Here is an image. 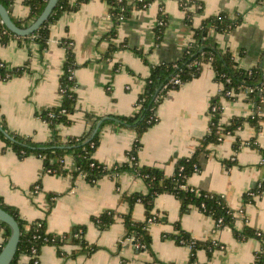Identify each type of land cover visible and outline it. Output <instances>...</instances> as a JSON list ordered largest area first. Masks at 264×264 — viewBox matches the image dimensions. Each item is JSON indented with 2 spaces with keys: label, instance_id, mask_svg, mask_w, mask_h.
I'll use <instances>...</instances> for the list:
<instances>
[{
  "label": "crops",
  "instance_id": "crops-1",
  "mask_svg": "<svg viewBox=\"0 0 264 264\" xmlns=\"http://www.w3.org/2000/svg\"><path fill=\"white\" fill-rule=\"evenodd\" d=\"M200 1L204 5L203 14L194 19L192 26H198L202 17L221 12L231 17L241 14V23L228 34L210 31L208 38L221 50L230 51L239 67L249 69L261 59L264 67V0ZM161 2L162 5L155 1L145 9L132 10L130 16L117 25L113 39L106 37L112 28L107 3L87 0L76 11L63 13L50 25L44 50L40 51L34 43L25 46L16 38L0 44V61L7 68L21 66L25 61L29 68L19 76L0 81V115L5 118L8 129L34 142L49 140L50 128L39 113L60 103L58 79L65 54L61 41L65 38L73 43L77 64L74 71L76 105L70 115L71 124L57 126L62 139L86 132L93 135L96 125L104 119L132 115L137 97L144 90L150 65L179 59L192 40L179 0ZM161 9L166 24L162 40L154 46V27ZM11 16L16 20L28 16V8L22 0H15ZM110 44L122 47L105 57ZM135 50L143 51L148 64ZM220 89L213 69L206 64L199 76L168 91L155 110L157 121L140 138L138 163L158 167L165 175H170L175 161L191 155L199 139L207 133L209 101ZM221 102L220 124L227 125L232 117L256 114L261 118L260 130L255 134L254 128L245 121L233 134H226L219 143L210 144L209 153L201 156L200 168L189 177L187 184L223 196L233 211L234 228L242 231L249 227L257 231L258 236L238 239L227 225L216 229L213 219L195 205L189 204L181 212L179 200L173 194L161 193L153 201L151 213L158 220L148 225L149 249L137 250L123 238L122 215L130 212L136 222L146 219L140 202L130 209L124 199L125 195L147 192L143 178L122 173L117 179L104 176L90 184L80 174L73 177L44 173L39 157L31 154L20 159L0 139V197L3 201L15 206L26 221L45 218L46 231L55 235L56 240L63 239L72 228L84 226L83 238L98 247L87 253L65 238L60 245H43L39 264H254L255 254L264 248V161L262 154L248 142L255 137V143L264 151V103L256 108L245 92ZM96 118L100 119L95 121ZM134 139L135 133L129 128L102 125L93 157L107 166L125 162ZM236 141L239 145L234 149ZM64 167L74 170L72 157H65ZM35 185L39 187L38 192H34ZM248 192L255 195L244 200ZM47 194L53 195V204L46 214ZM105 210L115 213V221L107 229L99 230L92 217ZM176 226L193 239L213 241L218 247L211 252L198 248L194 261L189 263V245L178 244L170 237L177 233ZM2 233L1 230L0 243L4 239ZM19 264H27V257L21 256Z\"/></svg>",
  "mask_w": 264,
  "mask_h": 264
},
{
  "label": "trees",
  "instance_id": "trees-1",
  "mask_svg": "<svg viewBox=\"0 0 264 264\" xmlns=\"http://www.w3.org/2000/svg\"><path fill=\"white\" fill-rule=\"evenodd\" d=\"M47 0H22L23 5L28 8V16L22 20H16L11 16V7L15 0H0V4L8 11L12 21L19 27L28 26L43 10ZM87 0H57L56 5L51 11L48 19L33 33L26 37H17L8 31L0 22V44H6L9 39L16 38L19 43L29 46L36 44L40 51L47 46L49 38L50 25L56 22L63 13L73 12ZM108 5V14L112 20V28L106 37L115 38L117 25L125 18L129 17L134 9H145L151 3L158 1L162 5V0H104ZM179 8L183 12L184 23L190 28L192 40L184 48L179 59L170 62H163L158 65H150V73L146 79L145 87L142 93L137 97L135 112L130 116L114 115L104 119L97 131L90 135L86 132L81 136H70L62 139L57 126L59 124L69 125L72 120L70 115L75 110L76 93L74 91L75 78L74 71L77 68L75 62V53L73 43L70 39H63L61 45L64 48V61L62 71L58 79V89L60 93L59 105L48 107L41 110L39 116L48 124L50 128V138L46 142H34L30 137L19 135L8 129L5 118L0 115V139L6 142L15 155L22 159L28 155H35L42 160L43 172L55 175L71 174L73 177L82 173L84 179L94 184L100 178L108 176L117 179L122 173H132L144 179L147 184L145 194L133 193L125 195L124 199L128 202L130 209L136 202H140L144 207L145 220L136 222L131 219L130 212L122 215L126 238H133L132 242L138 244L137 250L149 249L151 242L148 219L154 215L151 213L154 198L161 193L173 194L180 203L181 212L185 211L189 204L195 205L206 215H209L214 222L221 220L220 228L227 225L232 229L234 236L238 239H245L251 236H258L257 231L245 227L242 231H237L233 226V211L227 206L225 198L221 195L210 193L208 191L197 190L187 184L189 177L200 168L199 160L201 156L209 153L210 144L219 143V138L226 134H233L235 130L242 126L246 121L255 130L257 134L260 130L261 118L258 115L248 117H232L227 125L219 123L221 113V100H233L235 95L247 92V99L251 100L258 108L264 103V79L262 72L264 67L261 62L257 65L243 69L238 66L232 53L228 50H221L216 43L208 38L210 31L220 34H228L232 29L242 21V15L229 16L226 13L202 17L198 26H192L196 17L203 14L204 5L200 0H179ZM166 24V16L163 10H159L157 22L154 27V46H157L162 40L163 30ZM122 46L110 44L104 54L105 57ZM137 54L148 64L145 54L142 50H135ZM209 64L215 73L216 80L221 85L219 92L209 101V124L207 133L199 139L197 147L189 156L177 159L174 163L173 172L165 175L164 171L158 167L140 165L138 163L137 152L141 147V136L157 121L155 110L163 97L170 90H175L180 85L196 78L201 73L203 67ZM29 71L28 62L21 66L7 68L0 61V81H5L15 76H19ZM174 77L179 79V84L171 83ZM233 92L229 95L228 92ZM64 110V112L62 111ZM89 115L87 114V117ZM100 118H96L97 121ZM96 123V122H95ZM93 125V128L95 126ZM114 124L119 127L129 128L134 131L135 139L130 150L127 151L128 160L122 163H115L107 166L93 157L99 143V133L102 125ZM8 136H6V134ZM239 142L233 144L236 149ZM248 145L257 149L264 158V151L255 143V137H252ZM70 156L73 159L74 170L69 171L64 167V159ZM249 193V192H248ZM246 193L244 200H250L251 195ZM48 208L46 214L50 211L53 204V195L47 194ZM0 208L8 212L16 220L19 226L20 235L15 255L10 264H19L21 256L27 257V264H32V250L35 249L39 254L43 245H60L64 239H70L77 244L81 251L92 253L97 250V246L89 244L83 238L84 226H76L65 235L63 239L56 240L57 237L46 231V220L26 221L19 215L15 206L6 204L0 197ZM158 219L155 217L154 221ZM92 221L99 230L107 229L115 221V213L112 210H105L92 217ZM216 228V229H217ZM3 231V242L0 243V250L5 244L10 228L3 222H0V231ZM177 233L170 237L178 244L189 245L191 256L189 263L194 261L195 251L204 247L211 252L218 247L213 241L201 242L193 239L188 233L176 226ZM119 244H122L119 242ZM61 253V250L59 249ZM254 264H264V248L255 254Z\"/></svg>",
  "mask_w": 264,
  "mask_h": 264
},
{
  "label": "water",
  "instance_id": "water-1",
  "mask_svg": "<svg viewBox=\"0 0 264 264\" xmlns=\"http://www.w3.org/2000/svg\"><path fill=\"white\" fill-rule=\"evenodd\" d=\"M57 0H47L41 13L26 27L17 26L11 19L8 11L0 4V21L5 28L17 37H26L37 30L49 17L56 5ZM102 122V121H101ZM98 123L94 129L96 132ZM6 134V133H5ZM6 136H8L6 134ZM0 222L5 223L10 228V234L0 250V264H10L19 242L20 230L18 223L8 212L0 208Z\"/></svg>",
  "mask_w": 264,
  "mask_h": 264
},
{
  "label": "built area",
  "instance_id": "built-area-1",
  "mask_svg": "<svg viewBox=\"0 0 264 264\" xmlns=\"http://www.w3.org/2000/svg\"><path fill=\"white\" fill-rule=\"evenodd\" d=\"M109 17H110V15H109ZM0 22H1V21H0ZM262 79H264V71L262 72ZM171 83H173V84H179L180 82H179V79H178V78L174 77L173 79H171ZM251 91H252V89L249 88V89H247V91H245V93H247V92H251ZM227 94L231 95V94H233V92L230 91V92H228ZM62 111L64 112V110H62ZM219 140H221V137L219 138ZM263 161H264V158H263L262 162H263ZM80 175H83V174L80 173ZM260 186H261V184L259 183V184L257 185V188L259 189ZM38 191H39V187H38V185H35L34 192H38ZM249 193H250V192H249ZM258 194H259V193H258ZM250 195H251V196H254L255 193H252V192H251ZM154 218H155V217L153 216L152 218H149V219H148L149 224L152 223V222H154ZM220 222H221V220H218V221L214 222V223H215V228H217V227L220 225ZM132 240H133L132 237H131V238H126V239H125V241H127V242H131V244H132L134 247H138L139 245L133 243ZM32 264H39V254L36 253L35 249L32 250Z\"/></svg>",
  "mask_w": 264,
  "mask_h": 264
}]
</instances>
